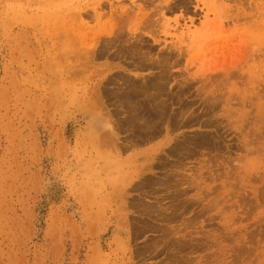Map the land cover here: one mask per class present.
I'll list each match as a JSON object with an SVG mask.
<instances>
[{
  "label": "rangeland",
  "instance_id": "obj_1",
  "mask_svg": "<svg viewBox=\"0 0 264 264\" xmlns=\"http://www.w3.org/2000/svg\"><path fill=\"white\" fill-rule=\"evenodd\" d=\"M0 264H264V0H0Z\"/></svg>",
  "mask_w": 264,
  "mask_h": 264
},
{
  "label": "bare ground",
  "instance_id": "obj_2",
  "mask_svg": "<svg viewBox=\"0 0 264 264\" xmlns=\"http://www.w3.org/2000/svg\"><path fill=\"white\" fill-rule=\"evenodd\" d=\"M187 30V32L189 31V29L187 28L186 29ZM105 51H107V46H104V47H102L99 51H98V54H102V53H104ZM134 55H136L137 56V53L135 52V49H134ZM106 79H108L107 81H105V83H101V84H105V85H101V86H98L96 89H95V92H94V94H96L97 93V102L95 103V104H91V105H87V107H88V109H91V111H99V113L101 114V115H103V116H105V117H107L108 116V113H107V111H106V105L104 104V106H105V108H104V106H103V103L101 102V94H102V92H103V94L104 95H108V92L106 91V87L109 85V84H112V82H111V80H110V78L108 77V78H106ZM105 79V80H106ZM109 82H111V83H109ZM126 84V83H125ZM112 85H115V84H112ZM127 85V84H126ZM156 85V84H155ZM154 85V87H153V89H155V90H157V93H159V88L157 87V86H155ZM158 86H160V83H159V85ZM161 86H162V84H161ZM164 88V87H163ZM152 89V90H153ZM161 89V88H160ZM150 90V89H149ZM161 91H162V89H161ZM160 91V92H161ZM152 92V91H151ZM154 92V91H153ZM157 93H155V96H154V94L152 95V100L151 101H149V97L147 98V97H144V99L145 100H147L148 99V101L149 102H152V104L151 103H149L148 104V106L150 105V106H153V108H154V111L156 110L157 112H155V116H154V118L156 117L157 118V116H160L161 114V116L163 117V112H164V110L163 109H165V107H160V106H162V105H159L158 103H160L161 102V100L157 103L156 101H155V98H156V95H157ZM148 94H150L149 92L147 93V96H149ZM112 95H114V92L112 91V93H111V96ZM127 96H125V98H123V100H124V102H130V100H131V98L133 97V96H131L130 94H126ZM161 95V94H160ZM162 95H163V93H162ZM108 96H110V95H108ZM153 96H154V99H153ZM158 96H159V94H158ZM157 96V97H158ZM135 98V97H134ZM159 98V97H158ZM163 98V97H162ZM160 99V98H159ZM158 100V99H157ZM143 101V100H142ZM147 102V101H146ZM162 102H163V100H162ZM164 103V102H163ZM130 104V103H129ZM165 104V103H164ZM164 104H163V106H164ZM159 105V106H158ZM139 106H141V105H139ZM149 106V107H150ZM166 106V105H165ZM157 107H160L161 108V110H163L162 112H161V114H159L158 115V113H160V109L159 108H157ZM140 108V107H139ZM152 108V107H151ZM150 108V109H151ZM131 109V108H130ZM138 109V108H137ZM141 109V108H140ZM108 110V109H107ZM152 110V109H151ZM136 111V110H135ZM142 112H143V110H141ZM137 112V111H136ZM153 112V111H152ZM137 113H141L140 111L139 112H137ZM165 113V112H164ZM153 115H154V113H153ZM166 115V114H165ZM140 116V115H139ZM109 118V117H108ZM153 118V117H152ZM155 118V119H156ZM159 118H161V117H158V119ZM154 119V120H155ZM152 121V120H151ZM150 121V122H151ZM149 122V123H150ZM149 123H147V124H149ZM151 123H153V122H151ZM154 124V123H153ZM110 125V124H109ZM108 125V127H107V129L106 130H109V129H111V127ZM149 126H150V124H149ZM151 126H153V125H151ZM143 127V126H142ZM154 127V126H153ZM147 128V127H146ZM145 128V129H146ZM142 130V129H141ZM148 131V130H147ZM153 132V131H152ZM145 133V132H144ZM150 133V132H149ZM148 133V134H149ZM105 134H106V132H105ZM151 134V133H150Z\"/></svg>",
  "mask_w": 264,
  "mask_h": 264
}]
</instances>
